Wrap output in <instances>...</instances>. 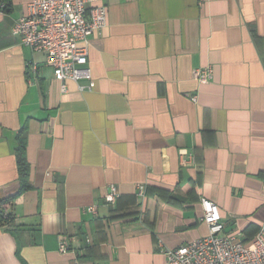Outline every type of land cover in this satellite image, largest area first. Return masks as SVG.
<instances>
[{"label":"crops","instance_id":"obj_1","mask_svg":"<svg viewBox=\"0 0 264 264\" xmlns=\"http://www.w3.org/2000/svg\"><path fill=\"white\" fill-rule=\"evenodd\" d=\"M29 1L0 6V200L18 185L21 128L30 166L3 205L0 264H165L208 234L201 198L251 241L264 224V0H104L93 87L64 92L11 33Z\"/></svg>","mask_w":264,"mask_h":264},{"label":"built area","instance_id":"obj_2","mask_svg":"<svg viewBox=\"0 0 264 264\" xmlns=\"http://www.w3.org/2000/svg\"><path fill=\"white\" fill-rule=\"evenodd\" d=\"M4 7V3L0 5ZM107 22L104 0H30L26 13L17 18L11 33L23 46L43 57L42 64L49 67L61 91L65 82H79L80 90L93 87V77L88 63L90 37L100 34ZM38 61L31 60L28 72L35 75ZM193 77L207 82L212 75L211 66L194 68ZM195 95L192 99H195ZM139 194L142 185L139 184ZM118 190L111 184L104 195L105 203H114ZM202 221L207 224V235L165 250V264H264V224L251 241H244L238 232L225 229L218 206L207 198L200 199ZM92 211L93 207H87ZM69 246L59 243V251Z\"/></svg>","mask_w":264,"mask_h":264},{"label":"trees","instance_id":"obj_3","mask_svg":"<svg viewBox=\"0 0 264 264\" xmlns=\"http://www.w3.org/2000/svg\"><path fill=\"white\" fill-rule=\"evenodd\" d=\"M1 2L4 3L3 10L7 11L10 7L9 0H0V3ZM22 130L23 128L17 133V144L14 148L18 185L13 193L0 200V225L10 223L14 217L11 211H5L3 205L12 202L16 196L30 187V184L28 183L30 166L25 154V142L21 137Z\"/></svg>","mask_w":264,"mask_h":264}]
</instances>
